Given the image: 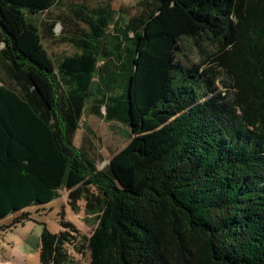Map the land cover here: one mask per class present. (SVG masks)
I'll use <instances>...</instances> for the list:
<instances>
[{
    "label": "trees",
    "instance_id": "16d2710c",
    "mask_svg": "<svg viewBox=\"0 0 264 264\" xmlns=\"http://www.w3.org/2000/svg\"><path fill=\"white\" fill-rule=\"evenodd\" d=\"M111 2L0 0L3 230L64 188L98 217L89 264H264V0ZM86 110L130 131L100 171ZM66 236L43 229L41 264H73Z\"/></svg>",
    "mask_w": 264,
    "mask_h": 264
},
{
    "label": "rangeland",
    "instance_id": "374dc122",
    "mask_svg": "<svg viewBox=\"0 0 264 264\" xmlns=\"http://www.w3.org/2000/svg\"><path fill=\"white\" fill-rule=\"evenodd\" d=\"M140 1L112 0L111 6L115 12L125 7L134 13ZM51 13L56 14L58 10L52 9ZM37 17L35 16L34 19ZM59 31L60 26H56L54 32L58 34ZM43 45L47 56L52 60L54 59L51 53L58 56L73 52V49L67 45L52 47L47 46L45 42ZM179 46L180 51L177 52V57L186 67L198 64L203 59L204 54L200 53L192 41L183 40ZM2 47L0 45V49ZM0 79L6 80L1 71ZM216 86L218 90H221L220 84ZM85 128H89L91 133H86ZM129 134L130 131L126 126L119 123L108 124L102 119L90 116L86 110L81 118L80 128L74 136L73 144L87 151L95 161L96 169L100 171L109 164L116 153L128 144ZM24 212L27 213V220L16 224L15 227L3 230L6 226H13V222L22 214L21 212L0 221V264H41L39 243L44 228L52 235L67 232V240L61 244L67 258L73 264H89L87 238L96 228L98 217L97 214H91L85 209L82 200L70 206L68 191L63 188L58 191V196L50 203L28 207ZM62 223L69 224L71 227L64 229Z\"/></svg>",
    "mask_w": 264,
    "mask_h": 264
}]
</instances>
